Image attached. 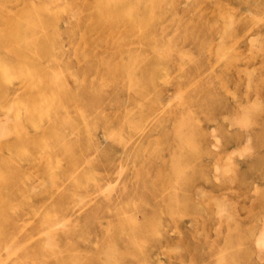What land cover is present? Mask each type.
I'll use <instances>...</instances> for the list:
<instances>
[{"label": "bare ground", "instance_id": "bare-ground-1", "mask_svg": "<svg viewBox=\"0 0 264 264\" xmlns=\"http://www.w3.org/2000/svg\"><path fill=\"white\" fill-rule=\"evenodd\" d=\"M174 2L0 0V264H148L150 240L166 224L177 226L183 216L195 222L188 188L202 152L191 109L198 88L180 86L182 110L173 114L176 151L159 169L158 181L149 178L140 147L135 184H124L113 200L116 185L102 173L101 159L86 156L103 130L111 142L102 156L111 164L115 146H124L160 104L159 83L169 79L171 66L186 74L188 61L202 65L179 41L200 42L212 27L200 16L181 31L177 16L164 9ZM69 17L72 23L63 27ZM222 22L220 35L233 36V18ZM105 98L112 101L109 112L101 107ZM55 192L54 204L40 203ZM93 193L104 202L74 219L72 208ZM101 210L108 215L97 231ZM30 220L45 232V241L36 242L26 226ZM257 242L264 245V232ZM84 243L93 248L84 249ZM177 243L185 245L181 238Z\"/></svg>", "mask_w": 264, "mask_h": 264}, {"label": "rangeland", "instance_id": "rangeland-1", "mask_svg": "<svg viewBox=\"0 0 264 264\" xmlns=\"http://www.w3.org/2000/svg\"><path fill=\"white\" fill-rule=\"evenodd\" d=\"M9 6L14 7L15 3ZM164 9L168 16H177L181 31L200 16L212 27L208 34L199 37L200 42L193 38L179 41L202 65L191 67L193 63L188 61L190 68L186 74L177 65L171 66L169 79L159 83L160 104L145 117L139 129L131 132L124 146H115L111 164L102 156L111 142L103 130L96 134L98 147L87 149L86 156L101 159L102 173L116 185L113 200L120 195L124 184L129 187L135 184L134 155L140 147H145L149 178L158 181L159 169L170 164L176 151L173 114L182 110L180 86L189 91L198 88L191 109L202 152L194 161V175L188 188L195 222L190 221V216H183L177 226L166 224L162 235L150 240L151 255L147 262L264 264V245L257 242L264 232V0H175ZM229 17L234 20V33L223 37L222 21ZM72 21L69 17L62 26ZM219 44L221 49H217ZM100 53L103 55L104 51ZM174 58L180 60L177 54ZM227 62L230 63L226 66ZM101 107L109 112L112 101L105 98ZM159 133L162 137L156 144ZM122 164L125 168L118 172ZM57 198L55 192L41 197L40 203L52 205ZM217 199L221 202L216 203ZM103 202L102 194L93 193L85 204L72 208V217L82 218ZM97 215L99 231L104 228L108 213L101 210ZM26 226L34 233L36 242L45 241V232L37 227L36 220L28 221ZM179 238L185 245L177 243ZM81 246L87 250L93 248L87 243ZM173 248L181 251V255L171 251Z\"/></svg>", "mask_w": 264, "mask_h": 264}]
</instances>
